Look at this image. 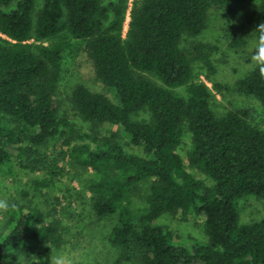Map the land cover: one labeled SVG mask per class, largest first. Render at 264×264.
<instances>
[{"label": "trees", "instance_id": "1", "mask_svg": "<svg viewBox=\"0 0 264 264\" xmlns=\"http://www.w3.org/2000/svg\"><path fill=\"white\" fill-rule=\"evenodd\" d=\"M240 0H0V171L14 153L24 167L45 175L31 180L41 193L59 183V159L36 157L32 145L66 134L68 156L92 171L88 187L99 217L117 213L109 239L123 248L121 259L139 264H264V217L241 222L237 199L264 198V132L241 108L217 116L211 90L194 80L193 58L182 48L185 35L205 28L212 8ZM247 21H264V0H252ZM65 31V32H63ZM86 42L100 80L113 92L77 84L72 103L90 131H79L60 109L57 85L72 39ZM233 44L244 43L233 36ZM200 44H197V47ZM206 67L213 70L207 56ZM149 74L150 76H147ZM159 82V83H158ZM185 88V93L175 88ZM237 92L264 106V78L255 66L235 82ZM147 111L145 119L133 115ZM191 135L189 171L178 152L183 123ZM103 124L117 125L141 149L127 150ZM33 130L22 145L24 128ZM148 188L142 202L135 191ZM25 194V192H24ZM0 231V264H54L51 246L62 242L58 215L51 218L31 200H12ZM164 213L195 214L204 222L206 243L177 244L171 229L153 223ZM50 218V219H49ZM15 257L8 259L9 255ZM93 264V263H76Z\"/></svg>", "mask_w": 264, "mask_h": 264}, {"label": "rangeland", "instance_id": "2", "mask_svg": "<svg viewBox=\"0 0 264 264\" xmlns=\"http://www.w3.org/2000/svg\"><path fill=\"white\" fill-rule=\"evenodd\" d=\"M106 1V0H105ZM129 0L130 7L134 2ZM252 0H240L236 5L212 8L209 11L205 28L195 36L185 35L181 46L193 58L194 80L204 81L211 90L210 105L217 116L241 108L249 110L248 119L264 132V106L253 95H246L235 90L238 78L248 73L254 65L248 56V48L255 39L254 24L247 21L250 14ZM42 0H35L33 18L41 7ZM129 19V18H128ZM125 25L124 31H126ZM65 32V31H63ZM251 34V35H250ZM233 36L242 38L241 45L233 44ZM73 49L66 52L62 64L61 78L57 85V99L60 109L67 112L73 119L79 131H90L91 125L81 121L73 109L72 90L75 85L83 84L89 89L102 92L113 98V92L100 80L96 73L93 60L89 54L86 42L81 39H72ZM197 44L200 46L197 47ZM207 56L212 62L213 70L203 63L202 57ZM147 76H150L147 74ZM159 83V82H158ZM175 91L184 94L185 88H175ZM147 111H140L133 115L135 119H146ZM182 139L178 152L183 158L185 167L201 178L205 183L212 180L201 170L189 164L188 152L191 144V135L187 124L182 125ZM102 133H115L118 141L127 150L140 153L141 149L134 146L117 125L103 124L98 128ZM33 130L24 128L22 145H29V136ZM66 134H58L46 142L36 146V157L41 155L59 159V183L42 193L37 191L31 183L33 178L45 175L42 165L39 169L24 167L17 158L18 152H13V160L0 171V200H19L34 204L42 208L51 218L58 215L62 225V242L58 246H51L54 264L56 258L63 255L71 264H139L136 260L121 259L123 248L113 244L109 234L117 223L118 214L99 217L92 209L93 193L88 187L92 171L88 167L74 164L68 156L69 147L65 143ZM22 161V162H21ZM149 183L143 182L134 193L136 202H142ZM25 192V194H24ZM237 207L241 222H251L264 217V198L252 194L237 199ZM4 212H0V231L5 220ZM50 219V218H49ZM153 223L164 224L170 227L177 244L187 248L195 243H206L208 238L204 232V222L201 216L195 214L164 213ZM14 258L9 255L8 259Z\"/></svg>", "mask_w": 264, "mask_h": 264}, {"label": "clouds", "instance_id": "3", "mask_svg": "<svg viewBox=\"0 0 264 264\" xmlns=\"http://www.w3.org/2000/svg\"><path fill=\"white\" fill-rule=\"evenodd\" d=\"M251 34H255V39L248 48V56L255 70L261 78H264V21L260 22ZM11 207H15V204L0 200V212L7 211ZM56 264H71V261L60 255L56 258Z\"/></svg>", "mask_w": 264, "mask_h": 264}, {"label": "built area", "instance_id": "4", "mask_svg": "<svg viewBox=\"0 0 264 264\" xmlns=\"http://www.w3.org/2000/svg\"><path fill=\"white\" fill-rule=\"evenodd\" d=\"M129 18V12H127L126 20H125V25H127L128 19Z\"/></svg>", "mask_w": 264, "mask_h": 264}]
</instances>
